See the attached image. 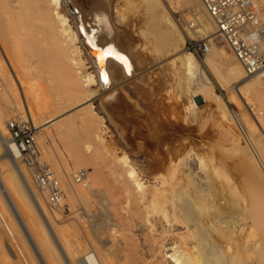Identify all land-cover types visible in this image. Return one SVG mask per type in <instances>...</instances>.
Segmentation results:
<instances>
[{
	"label": "rangeland",
	"instance_id": "1",
	"mask_svg": "<svg viewBox=\"0 0 264 264\" xmlns=\"http://www.w3.org/2000/svg\"><path fill=\"white\" fill-rule=\"evenodd\" d=\"M63 1L66 6L64 7L65 13L71 19L75 31H77L78 24L74 15H81L83 10L95 9V6L102 2V0L95 2L90 0ZM110 1L115 2L114 4L121 3L120 6L125 16V19L121 18V15L115 13L117 10L113 8L112 26L116 34L124 38V40L121 39L124 45L126 43L127 46H131L134 43L132 45L133 55L137 59L133 58V61H138L142 66L138 63V68L137 63L134 62L133 73L128 75L124 85H120L119 81L114 79L112 87L108 90L102 91L94 88L96 91L90 97L88 104L77 105L78 102L81 103L88 97L79 95L78 89L74 90L72 79L66 73L59 72L60 67L63 66L61 63L53 61V64L45 67L41 58L32 53L33 48L28 45L29 38L28 44L24 45L28 31L25 33L26 40L22 42L24 46L19 44L20 41H18L19 47L17 41L15 45L12 39L14 36L5 40V42L8 40L9 43H13L16 49L19 48L22 52L21 54L18 52V57L16 52L13 53L17 59L11 58L14 62H10L9 58L12 55L8 54L11 49L14 51L11 48L13 44H8L10 50L8 48L6 52L4 44H7L1 45L0 42L3 46V49L0 46L1 59L4 58V62L1 61L2 65L5 63V68H8L6 71L11 74L10 77L14 78L17 87V96L13 106L18 107L19 110L8 121L17 116H23L32 127L39 128L36 132L41 147V161L47 162L54 169L61 185L63 182L59 178L56 166L64 174H67V171L71 172L70 179L68 175L66 176L70 185H74V177L78 171L87 170L88 185L90 188L93 187L91 188L93 193L89 195L88 201L75 202L64 198L58 206L53 207L49 204L47 196L42 195L38 190L28 168L20 161V165L22 163L32 185L41 197L38 196L45 203L44 207L48 212V217L62 235L70 242L77 244L76 264H99V262L100 264H158L159 260L165 262L164 254L170 256L176 251L179 255H184L185 241L191 245L194 254L197 255L198 250L195 249L194 239L196 241L198 237L194 233H189L187 220L180 222L173 234L165 229L163 222L166 217L173 214L177 205L190 203L192 213L203 218L207 223H218L219 228L222 229L220 230L222 233L218 234L215 229L208 228L210 232L207 231L204 235L207 246L198 255L197 264H264V184L251 161V158L256 161L257 158L264 160V122L261 120L256 122L245 104L248 101L249 106L256 107V115H259L258 112H264L260 100L249 97L250 99L245 101L239 95L231 93L230 88L219 81L208 67L205 55L196 56L199 68L212 84V93L204 95L202 92L201 95L198 93L194 98L198 109L193 113H187L185 104L177 99L178 86L175 82L177 75L171 66L172 63L168 62V59H173L171 55L164 54L163 42L156 41L161 32H168L167 28L160 27L157 30L159 33L155 32L156 40H153L151 39L152 30L151 32L149 30L153 23H149L146 7L142 3L131 4L129 1L122 2L123 0H109L108 3ZM163 2L167 4L168 14L173 17L178 27L177 35L182 34L184 37L183 48L188 52L185 46L190 37V35L187 36V27L193 20V14L191 15L179 0H164ZM137 13L141 15L142 24L136 22L137 18L134 15ZM89 20L84 22L86 26L89 23L87 28L92 31L91 27L94 23ZM39 28L37 37L43 38V40L39 39L44 42L42 48L51 49L46 34H44L45 38ZM125 37L131 41L126 40ZM214 45L217 50H224L228 56L233 57L222 42L218 41ZM81 50L85 69L89 73H94L91 60L82 46ZM8 55L9 58H7ZM10 63H13L14 68ZM217 65L222 71L223 65L219 62ZM261 89L264 90V85ZM72 94H77V96L69 101L68 97ZM216 95L224 100L223 104L219 102ZM231 97L234 98L233 103H231ZM176 99L182 103L178 104ZM57 107L60 108L59 117L53 123L41 127L46 117L53 116V114L47 115V111L50 108L57 110ZM62 107L66 108L63 110ZM239 115L241 117L238 118ZM175 116L181 119L180 123L186 121L185 124L191 130L189 137L184 134L180 125L177 127ZM6 130L10 137L7 124ZM97 132L104 139L103 146L99 147L98 143L94 142H85L88 139L87 135L90 134L95 139ZM183 136L193 140V145H195L192 149V157H196L199 165L204 167L206 174L210 175L206 191L197 198L192 197L193 192L188 185V177L185 173V162L188 155H169V151L177 147L178 143L182 144L180 137L183 138ZM155 141L162 142L159 143L158 149ZM244 148L248 155L242 154ZM256 148L262 155H256ZM172 156L176 158L175 165L171 164ZM125 160L138 171L148 191L153 192L156 187H161L160 184L166 181L167 191L158 196L152 210L145 208L143 204L139 206L124 192ZM196 164L194 168L197 167ZM0 172H4V169ZM63 173L61 176L64 175ZM79 186L87 190L84 186ZM31 216L34 220L32 222L39 229L38 220L33 218V215ZM183 216L191 219L185 212ZM38 219L40 227L41 224L43 226L41 214L38 215ZM91 224L95 230L100 228L102 231H108L113 240H118L120 243L117 252H110L115 242L112 243L109 240L108 233H103V236L108 238L105 243L103 242L104 250L108 251L104 253L105 255L103 254L102 260L99 258V262L91 255L86 235ZM45 226L47 230H51L49 222L45 221ZM1 228H3L5 238L11 239L3 225ZM51 232L53 233L52 230ZM248 233H251L252 237L246 239L245 234ZM97 235L96 233L95 237L98 240ZM214 243L219 247L212 249ZM98 244H101L100 240ZM249 247L250 251H248ZM18 262L25 264L21 259ZM169 263L170 260H166L165 264ZM183 264L190 263L183 260Z\"/></svg>",
	"mask_w": 264,
	"mask_h": 264
},
{
	"label": "bare ground",
	"instance_id": "2",
	"mask_svg": "<svg viewBox=\"0 0 264 264\" xmlns=\"http://www.w3.org/2000/svg\"><path fill=\"white\" fill-rule=\"evenodd\" d=\"M90 1L95 2L97 0ZM125 1H129L131 4H136L140 2L146 7V15L150 19L149 23H153L149 29L150 32L152 30L151 35L153 37L151 39L156 40L155 32L160 29V27L163 26L164 28H167L168 32H161L160 37L157 38L156 41L163 42L164 54L171 55V58L173 59H168V62L170 61L169 63H172L171 66L174 68L177 75V78L175 79L176 85L178 86V92H176V95H178L177 99L181 100L183 102L182 103L180 101L182 104H185V111L187 113H193L194 110L198 109L194 98L197 97L198 93L199 95H201V92L203 93V95L205 93H212V84L206 74L201 71L202 69L199 68V63L196 56L192 52H187L183 48L185 39L182 34L180 36L177 35L179 30L175 21L173 20V17L168 14L169 11H167L166 9L167 4H164V0H123L122 2ZM179 1L186 6L187 10L191 13V15L193 14L192 21H196L199 27L198 31L188 30V37L190 35V37L203 40L205 38L211 37V35H214L216 33L215 26L205 13L203 6L199 0ZM108 2L109 0H102L100 4L96 6L94 5L96 7H94L95 9L92 8V10L90 11L82 9L83 12L81 15L76 16L75 14L74 17L76 18L78 24L76 28L77 31H75L71 24V19H69L67 14L65 13L64 7L66 6L63 0H0V42L2 43L0 44L3 45L4 43H6L7 45H10L13 43L15 44L17 41V45L19 47V44L23 45L22 42L24 41L26 34H28V37L26 36L27 40L25 39L26 41L24 45L28 44L29 38L28 45L33 48L31 49L32 53H34L35 56L41 58V62L45 65V67L46 65L50 66V64H53V61H58V63H61L63 66L60 67L61 69H59V72L66 73L69 78L72 79L74 90L78 89L79 95H87L88 97V99H84L81 103L78 102L77 105L88 104L90 101V97L93 96L96 90L104 91L110 89L113 85L114 79L118 80L120 85H124L126 78L129 74H132L134 70L135 60L133 61L134 50L132 46L134 43L131 44V46H127L126 43L124 45L122 41L124 40V38H121L116 34V31L112 26L111 22V19H113V8L117 10V12L115 11V13H118L119 15H121V18L125 19L124 11L122 12L123 9L120 6L121 3L118 2L119 5H117L118 3L114 4L115 2ZM91 4L92 3H90V5ZM134 17L137 18L136 22L142 24V18L140 14L137 13L134 15ZM89 18L91 19L89 20ZM85 20L93 21L92 23L94 24L91 27L92 31L87 28L89 23L86 26V23L84 22ZM38 28L42 30L44 37V34H46L51 49L42 48V43L44 42L39 41L40 38L37 37L39 36V32L37 31ZM27 31L28 33H26ZM42 33H40L41 37H43ZM157 33L159 32L157 31ZM10 36H14V38H12L14 42L9 43L8 40L5 42V40L8 39ZM127 38L126 40L128 41L131 39L130 36V39ZM11 40L9 41L12 42ZM40 40H43V38ZM18 41H20L19 44ZM7 45L4 44V50L6 52H8L7 49L9 48V45ZM13 45H11V48H13L14 51H12V49L10 51L12 52V54L8 52L9 55H12L11 57L9 55L7 56V58L10 57L9 60L15 57V54H13L15 52L16 56H19V48L16 49V44L14 46ZM21 45L20 47L24 46ZM81 46L84 48L86 54L91 60V63L94 68V73H89L85 69L86 66L81 57ZM1 48L3 49V46H1ZM106 52L110 53V55H105ZM21 53L22 52H20V54ZM1 56L2 55L0 53V170L4 169V172H0V264H19L18 261L20 259L23 260L25 264H76V260L78 257L77 244L70 242V240H68L64 235H62L61 232L58 231V229L55 227L54 223L48 217V212H46L47 210L44 207L45 203L41 201V196L38 194V192H36L29 176L27 175L24 167L22 166V163L20 165L21 160L19 159V152L12 145L10 137L6 130V124L8 123V119H10L13 114L19 109L18 107L13 106L17 96V87L14 82L15 80H13L14 78L10 77L11 74H8L9 72L6 71L8 70V68H5V63L3 64V67L2 63L4 62V58L1 59ZM2 60L3 62H1ZM15 60H17L16 57ZM11 61L14 62V59H11L10 62ZM205 62L208 67L211 68L217 79L226 84L228 88H230L231 93L233 92L237 94V96L239 95L241 99L245 101L249 97H254L255 99L258 98L257 100H260L262 110L264 111V90L261 89V86L264 85V71L257 76L247 77L242 66L239 64L236 58L234 56H228V54L224 50H217L215 45H212L209 53L205 55ZM218 62L223 65L222 71L218 68ZM136 63L139 68L140 63L138 61L135 62V64ZM10 64L12 67L13 63ZM140 66L142 65L140 64ZM76 96L77 94H72L68 97V100H74ZM216 96L219 102L223 104L224 100L220 96ZM179 100L177 101L179 102ZM230 100L231 103H233L232 101L234 100V98L231 97ZM180 102L178 104H180ZM245 104L248 106V108L253 109V116L255 117L254 119L256 120V122H258V120L264 122V112H258L259 115H256V107L249 106L248 101H246ZM65 108L62 107L63 110ZM68 108L69 107H67V109ZM58 109L57 110L59 112L60 108ZM57 110H53L50 108L47 111V115L53 114V116H48L49 118L46 117L45 122L41 127H45L53 123L59 117L58 115L61 113L56 112ZM177 116H175V119L177 121V127L180 125L182 127L181 130L186 136L189 137V132L191 130H189V128L185 124L186 121L182 120L183 123H180L181 119ZM190 116H192V114ZM260 116L262 117L259 118ZM237 117L239 118L241 117V115ZM168 122L169 121H167V123ZM92 132L95 133L93 130ZM185 137L183 136L184 139L180 137L182 144H178L181 145V147L179 145V147H174L172 150L169 151V155H188L185 162V173L188 177V185L193 192L192 197L197 198L198 195H202L204 191H206V188L208 186L207 182L210 179V175L208 173L206 174L204 167L199 165V162L196 157H192V149H194L193 146L195 144L193 145L192 139ZM87 138L88 141L85 140V142L87 143H98L97 145H99V147L100 145L103 146L104 144V139L98 134V132L96 134L95 139H93L90 134L87 135ZM160 142L155 141L157 149L160 145ZM242 154L248 155L246 148H244ZM256 155H262L258 148H256ZM172 157L173 159L171 160V164L175 165L177 163L176 158L174 156ZM251 161L255 171H257V173L259 174L261 182L264 184V160L261 158H257L256 161L251 158ZM194 162L195 164H198H196L197 167L195 168V164H193ZM124 163V192H126L127 196L133 199L139 206L143 204L145 208L152 210L154 208L155 201L158 196L160 194L166 193L167 191V184L165 183L166 181L162 182V185L160 184L161 187H156L153 192L148 191L146 184L139 177V173L135 169V167L129 164L127 160H125ZM56 170L58 171V175H60L59 178H61L63 182L62 188L66 200H72L75 202L89 200V195H92L93 193L92 186L91 189L87 184L84 187L87 188V190L85 191L83 190V187L81 188L79 185H76L75 182L74 185H70V183L67 181H69L70 177L72 176L71 172H68L67 169V174L65 173V175L62 171H60V169H58L57 166ZM61 173H63L65 176H61ZM67 175L69 176L68 180H66ZM184 212L189 215L188 217H190L191 219L184 218ZM40 214L43 217V226L41 224V227L39 222L40 220L38 219V215ZM31 215H33V218L38 220L39 229H37L34 222H32L34 220L32 219ZM186 220L188 221L187 225L189 227V233L196 234L199 239H197L196 241L194 239V242L196 244L195 249L198 250V253H196L197 255H195L193 249L191 248V245L187 241H185V248L183 252L184 255H179V253L176 251L170 256L164 254V258L166 257L164 261L166 262V260H170L169 264H183V260H187L190 264H197L198 255L200 254V252L204 251L207 246L204 235L205 233H207L208 228L215 229L218 234L220 233V230H222L221 228H219L220 225L218 223H207V221H205L203 218L197 217V215L192 213V206L190 203H187L182 206L177 205L174 209L173 214L166 217L163 222L165 223V229H167L169 233L173 234L176 228L178 227L179 223ZM45 221L49 222L53 233L51 232V230H47L45 226ZM2 225L12 240H8L5 238L6 236L2 231L3 228H1ZM96 233L98 234V240H100L101 244H98V240L95 237ZM103 233H108V231H102L100 230V228L95 230L92 224L90 225L89 230L86 231L90 250L92 252L91 255L95 259H97L98 262L99 258H101L102 260L103 256L105 255L104 253L108 251L104 250L105 246L103 242L105 243V240H108V238L107 236H103ZM231 234L233 233L231 232ZM245 237L246 239H249L252 237V234H245ZM95 239L97 241H95ZM109 240L112 243L115 242L114 248L109 251L117 252L119 250L118 248H120L119 241L115 239L113 240V237L111 236L109 237ZM214 244L215 245L212 246V249H216L217 247H219L218 244ZM248 251H250V247ZM165 262L159 260L158 264H165ZM20 264H22V262Z\"/></svg>",
	"mask_w": 264,
	"mask_h": 264
},
{
	"label": "built area",
	"instance_id": "3",
	"mask_svg": "<svg viewBox=\"0 0 264 264\" xmlns=\"http://www.w3.org/2000/svg\"><path fill=\"white\" fill-rule=\"evenodd\" d=\"M216 28L214 36L203 40L190 39L185 46L195 56H204L216 42H222L242 66L247 77L264 71V0H199ZM189 31H198L196 21L188 24ZM251 115L253 109L248 108ZM256 110V109H255ZM254 117V116H253ZM10 141L19 152V159L28 168L38 190L48 197L50 205L58 206L65 198L54 169L41 161V147L36 129L22 116L7 123ZM89 173L80 170L74 181L88 184Z\"/></svg>",
	"mask_w": 264,
	"mask_h": 264
},
{
	"label": "snow or ice",
	"instance_id": "4",
	"mask_svg": "<svg viewBox=\"0 0 264 264\" xmlns=\"http://www.w3.org/2000/svg\"><path fill=\"white\" fill-rule=\"evenodd\" d=\"M105 55H110V53H107V52H106ZM105 82H106V77H105Z\"/></svg>",
	"mask_w": 264,
	"mask_h": 264
},
{
	"label": "water",
	"instance_id": "5",
	"mask_svg": "<svg viewBox=\"0 0 264 264\" xmlns=\"http://www.w3.org/2000/svg\"><path fill=\"white\" fill-rule=\"evenodd\" d=\"M91 52V51H90Z\"/></svg>",
	"mask_w": 264,
	"mask_h": 264
}]
</instances>
